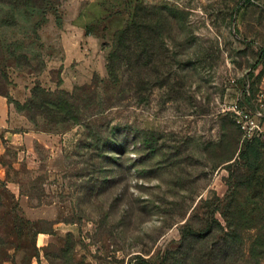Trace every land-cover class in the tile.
Masks as SVG:
<instances>
[{"label":"rangeland","instance_id":"374dc122","mask_svg":"<svg viewBox=\"0 0 264 264\" xmlns=\"http://www.w3.org/2000/svg\"><path fill=\"white\" fill-rule=\"evenodd\" d=\"M12 1L0 0L12 115L0 130V264H157L187 226L228 238L235 264H264V143H241L225 114L245 81L251 108L262 92L264 0ZM126 29L127 60L115 46ZM36 88L70 94L76 120L32 124ZM85 126L117 146L87 150ZM28 131L56 138L62 165L39 142L27 159L5 139Z\"/></svg>","mask_w":264,"mask_h":264},{"label":"trees","instance_id":"16d2710c","mask_svg":"<svg viewBox=\"0 0 264 264\" xmlns=\"http://www.w3.org/2000/svg\"><path fill=\"white\" fill-rule=\"evenodd\" d=\"M21 0H13L11 4L16 5V2ZM24 1V0H22ZM137 36L141 37V31L138 32ZM130 30L126 29L119 34L116 39L117 49L121 52L124 59L128 56L127 44L130 41ZM114 58V56H113ZM127 60V59H126ZM109 64V75L111 79L116 80L114 67L112 68V56L108 59ZM46 98L43 99L42 97ZM49 97L44 91L38 88L33 90L31 99L25 105V110L27 116L32 124H34L31 115L39 116L49 121L52 124H67L68 122H73L76 119L73 117V108L70 104V94L62 91L61 94H57L54 101H50ZM54 97V96H53ZM7 98V97H6ZM80 124L78 121L74 123ZM88 129L85 138L86 140H91V146H86L88 149H93L95 152L100 150V147L105 148V146H117L116 144L111 145L110 140L103 141V134L101 131L94 130L92 126H85ZM125 137V136H124ZM126 137L123 139V143L126 142ZM121 142V141H119ZM260 143L259 140H254L251 142H243L245 145H250L253 143ZM123 144H118L117 150H121ZM97 156V155H96ZM95 186H91V190L94 191ZM41 232L37 231V234ZM188 235H187V234ZM214 229H208L205 231L193 232L190 227H186L181 235V242L174 251H167L162 261L157 264H235L237 261L235 259V248L233 243H231L228 238H215ZM232 241V238H231ZM148 264H153L151 259L146 261Z\"/></svg>","mask_w":264,"mask_h":264},{"label":"built area","instance_id":"2783aa9c","mask_svg":"<svg viewBox=\"0 0 264 264\" xmlns=\"http://www.w3.org/2000/svg\"><path fill=\"white\" fill-rule=\"evenodd\" d=\"M229 84L234 86L235 80H229ZM249 89L250 82L245 81L244 88L239 92L237 97L233 101L225 103V114L233 117L235 124L241 132V143L254 140L264 143V124L261 121L264 119V85L262 92L257 96L256 104L253 108L250 105L253 97Z\"/></svg>","mask_w":264,"mask_h":264},{"label":"crops","instance_id":"0c3cea01","mask_svg":"<svg viewBox=\"0 0 264 264\" xmlns=\"http://www.w3.org/2000/svg\"><path fill=\"white\" fill-rule=\"evenodd\" d=\"M83 38H84V41L87 42L86 41L87 38L84 36ZM11 121H12V115L8 107L7 101L5 98L0 97V130L6 129L9 126V124H11ZM7 135H8V132H7ZM9 136L10 137L6 136L5 139L8 140L14 146H16L15 148L20 149L19 145L25 144V146L27 147V151H25L24 148L23 149L21 148L20 151L24 153L23 155L24 157L26 156L27 159L31 158L30 154L32 155L30 147L33 145L34 142H39L43 144L44 147L50 149L51 159L49 160L50 161L54 160L57 163V165H62L63 162H62V158L60 155L61 151L56 146V143H57L56 138L49 139L43 134H38L37 132H31V131L24 132L22 134L13 133V134H9ZM34 164L36 163L34 162V157H33L29 165H34ZM29 168H32V167L29 166ZM55 228L57 227L55 226ZM55 231L56 229H52V231H49V232H39L36 236L37 247L46 246L49 242L50 234H53V232Z\"/></svg>","mask_w":264,"mask_h":264}]
</instances>
